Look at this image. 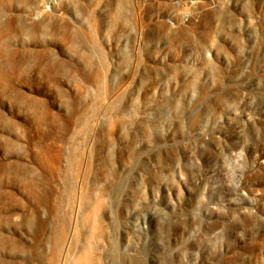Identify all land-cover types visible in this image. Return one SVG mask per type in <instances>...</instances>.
I'll return each instance as SVG.
<instances>
[{"label":"rangeland","instance_id":"rangeland-1","mask_svg":"<svg viewBox=\"0 0 264 264\" xmlns=\"http://www.w3.org/2000/svg\"><path fill=\"white\" fill-rule=\"evenodd\" d=\"M0 264H264V0H0Z\"/></svg>","mask_w":264,"mask_h":264}]
</instances>
